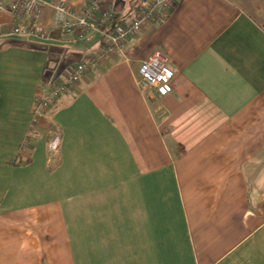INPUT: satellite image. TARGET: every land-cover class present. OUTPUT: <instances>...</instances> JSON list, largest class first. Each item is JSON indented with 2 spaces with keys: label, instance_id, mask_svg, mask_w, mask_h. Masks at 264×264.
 Segmentation results:
<instances>
[{
  "label": "crops",
  "instance_id": "obj_1",
  "mask_svg": "<svg viewBox=\"0 0 264 264\" xmlns=\"http://www.w3.org/2000/svg\"><path fill=\"white\" fill-rule=\"evenodd\" d=\"M146 1L100 0L104 30ZM56 2L34 26L50 39L0 35V264H264V0H176L34 123L40 86L103 42L61 33ZM155 50L165 95L136 84Z\"/></svg>",
  "mask_w": 264,
  "mask_h": 264
},
{
  "label": "built area",
  "instance_id": "obj_2",
  "mask_svg": "<svg viewBox=\"0 0 264 264\" xmlns=\"http://www.w3.org/2000/svg\"><path fill=\"white\" fill-rule=\"evenodd\" d=\"M176 0H147L139 11V16L129 22L118 23L111 30H104L114 18L113 8H100V0H92L90 6L81 13H74L68 0H57L54 4V24L61 33L69 35L72 41L81 40L88 31L100 32L103 42L97 53L84 57L62 76H55L46 86H40V94L33 105L32 122L47 117L52 102L62 93L73 90L80 76L90 71L102 60L124 53L125 47L142 31L144 20L161 23L166 20L174 8ZM7 4V6H5ZM48 0H0V11L7 7L13 22L0 35L35 36L42 40L51 38L48 30H36L34 26ZM96 11L100 16L94 17ZM175 71L167 64L165 55L155 50L141 60L137 70L136 84L145 93L154 89L165 95L171 91L170 82ZM24 141L23 147H26ZM58 135L50 138L48 148L51 153L58 152ZM264 202V192L261 194Z\"/></svg>",
  "mask_w": 264,
  "mask_h": 264
}]
</instances>
